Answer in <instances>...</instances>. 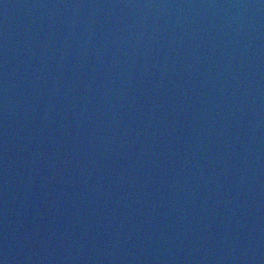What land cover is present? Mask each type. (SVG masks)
<instances>
[{"label":"water","instance_id":"water-1","mask_svg":"<svg viewBox=\"0 0 264 264\" xmlns=\"http://www.w3.org/2000/svg\"><path fill=\"white\" fill-rule=\"evenodd\" d=\"M0 264H264V0H0Z\"/></svg>","mask_w":264,"mask_h":264}]
</instances>
